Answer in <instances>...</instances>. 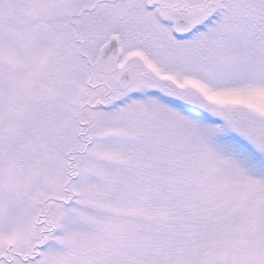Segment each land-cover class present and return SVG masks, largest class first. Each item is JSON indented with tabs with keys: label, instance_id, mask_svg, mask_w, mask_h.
<instances>
[{
	"label": "snow or ice",
	"instance_id": "6c2138e0",
	"mask_svg": "<svg viewBox=\"0 0 264 264\" xmlns=\"http://www.w3.org/2000/svg\"><path fill=\"white\" fill-rule=\"evenodd\" d=\"M0 264H264V0H0Z\"/></svg>",
	"mask_w": 264,
	"mask_h": 264
}]
</instances>
